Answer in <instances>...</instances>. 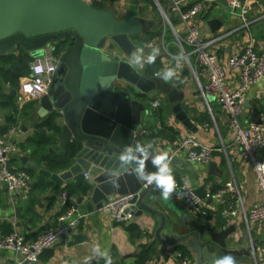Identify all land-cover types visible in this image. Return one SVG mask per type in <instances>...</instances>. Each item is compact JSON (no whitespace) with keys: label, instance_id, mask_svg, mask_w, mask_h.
<instances>
[{"label":"crops","instance_id":"obj_1","mask_svg":"<svg viewBox=\"0 0 264 264\" xmlns=\"http://www.w3.org/2000/svg\"><path fill=\"white\" fill-rule=\"evenodd\" d=\"M86 1L94 7L111 10L117 20L136 17L147 21L151 28L162 25L164 33L169 28L175 37L162 12L164 10L166 13H171L172 0ZM196 1L189 2L191 4ZM204 2L202 25L211 18L223 21L221 29L216 32L211 30L209 36L215 39L213 49L222 54L225 60L232 53L250 44L256 51L260 52L264 49V0L252 2L247 22L241 18L239 11L229 5L226 6L217 0H204ZM172 19L177 20L176 24L173 23L177 32L184 33L186 24L175 14ZM164 33L161 38L144 44L159 47V55L156 58L161 59L165 69L168 67L176 69V77L168 83L176 89L177 94L172 96L171 92L155 91L151 93L153 98L150 101L138 96L149 111L147 114L143 113L144 129L151 132L154 138L159 139L164 150L177 156L178 162L172 167L176 182H185L195 190L203 188L206 197L210 196L206 201L209 205L212 202H208L211 196L235 177L242 188L245 207L250 209L264 201V194L258 186L255 170L243 159L240 148L234 144L229 115L214 98L209 99L212 112L209 110L208 102L201 96L190 67L179 54L170 51ZM133 41L135 44L140 43ZM20 49V47L16 48L10 54H19ZM116 52L119 51L116 49ZM144 59L146 61L147 56ZM146 65L147 63L143 68L136 65L135 67L139 72L145 73ZM225 67L229 84L234 87L238 73L231 69L226 61ZM25 76L20 77L18 88ZM0 83L2 86L0 134L3 135L2 127L9 125L4 136L18 146L17 151L11 156V165L16 170H23L30 175L29 186L15 195H11L7 187L0 182V229L6 234L17 231L28 240L36 239L48 228L60 223L59 217L63 212L60 204L61 193L63 191L69 193L67 184L74 182L78 177L56 189L53 181L41 172L42 169L49 170L47 162L41 159L42 156L62 157L59 152L65 148L55 141L57 135L55 129L39 127L49 118H37L36 114L40 108L39 99L20 107L17 103L18 88L11 87L1 73ZM14 89L15 94H13ZM247 99L250 107H245L242 122L247 124L251 120H256L264 123V80L249 88ZM155 100L161 102L156 109L152 106ZM174 100L181 101L182 109L192 123V129L186 127L176 117L172 105ZM161 116L166 125L173 128L176 133L168 131L158 133L162 130ZM13 127L17 128L15 133L11 132ZM186 137H192L202 145L214 146L221 150H217L207 163L191 161L186 149L182 152L178 151L181 140ZM47 140L51 141L48 145L45 142ZM261 156L264 159V149ZM79 177L88 181L86 174ZM151 195L150 193L146 197L148 203ZM70 196L80 206L82 212L88 213L87 216L69 239L47 250L35 264H84L85 257L89 256L94 257L90 264H105L103 258L92 252L95 245H99L102 251L107 250L114 264H175L179 256L189 258L193 264L195 253L191 249L168 242L175 231L185 233L187 225L194 223L195 218L198 217L188 208L185 200L177 199L175 194L165 201L159 193V202L155 207L159 214L146 218L138 217L136 222L133 217L131 222L123 224L115 222L111 214L105 210L87 211L85 205L78 202L80 194ZM18 207L22 208L20 216L16 213ZM218 214H220L219 220L217 218L216 222L212 223L217 224L218 230L235 226V231L229 235L234 241H228V247L240 252L241 256H238L237 260L242 264H264V224L248 225L242 213L235 217L224 215L221 211ZM143 222L145 225L142 224ZM130 227L132 231L129 230ZM187 245L189 246V243ZM176 252H179L178 255ZM0 264H19V259L11 252L0 250Z\"/></svg>","mask_w":264,"mask_h":264},{"label":"water","instance_id":"obj_2","mask_svg":"<svg viewBox=\"0 0 264 264\" xmlns=\"http://www.w3.org/2000/svg\"><path fill=\"white\" fill-rule=\"evenodd\" d=\"M217 1L229 5L227 0ZM204 12L205 9L198 13L199 20ZM167 17L171 20L173 14L167 13ZM206 24L216 32L223 26V21L211 18ZM150 30L151 25L143 19L117 20L111 10L94 7L86 0H0V57L20 47L31 58H42L44 48L51 43H55V50L59 42L64 45L60 71L48 93L39 99L36 116L52 119L57 133L55 141L65 148L59 154L66 156L69 153L70 163L55 172L45 169L41 172L53 181L56 189L86 174L89 188L80 194L78 202L89 212L102 210L104 202L112 195L140 191L137 204L125 210L126 214H133L135 222L138 217L160 213L155 210L160 192L136 178L135 162L120 168L118 157L125 146L139 142L150 148H146L149 154L146 171H156L151 156L166 150L159 139L144 129L143 113L149 111L139 98L150 101L151 93L155 91L171 92L172 96L177 94L176 89L158 75L139 72L130 63L137 48L144 49V57L153 48L160 51L157 46L133 41L132 37L140 34H143L142 40H147ZM172 105L176 117L192 129L181 101L174 100ZM245 107H250L248 99ZM8 128L9 125L2 127L3 135ZM167 152L173 167L178 158ZM113 170L119 171L118 177L110 176ZM195 191L201 198H206L203 188ZM150 193L148 203L146 197ZM211 201L210 198L208 202ZM21 211V207L16 208L17 216ZM198 217L187 225L185 233L175 231L168 242L191 249L195 253L193 264H211L213 258L226 254L234 256L237 264H242L237 260L240 252L228 247V241H234L229 235L235 231V226L218 230L217 224ZM172 228L175 229L173 225ZM24 264L35 263L27 260Z\"/></svg>","mask_w":264,"mask_h":264},{"label":"built area","instance_id":"obj_3","mask_svg":"<svg viewBox=\"0 0 264 264\" xmlns=\"http://www.w3.org/2000/svg\"><path fill=\"white\" fill-rule=\"evenodd\" d=\"M190 0H172L171 13L177 15L186 24V31L179 33L173 26L172 20L162 10L168 25L174 32V43L178 46L180 56L191 69L192 75L198 84L201 96L208 102L209 110L212 108L209 99L214 98L229 115L230 125L234 133V144L241 150L245 161L255 170L258 162H264L261 156L264 149V123L251 120L247 124L242 122L245 110L246 94L250 87L264 80V49L256 51L252 44L244 49L232 53L227 60L213 49L215 39L209 36L210 27L202 25L197 18L199 12L205 9L204 0H197L190 5ZM232 9L239 11L241 18L247 22V16L254 0H227ZM225 61L228 66L238 73L234 87L229 84ZM61 56L56 53L55 43L44 48L42 58H32L30 62L31 73L22 78L17 90V103L23 107L27 102L38 100L48 93L57 72ZM157 75V74H156ZM161 102H152L153 108H158ZM16 127L11 129L12 133ZM18 146L10 138L0 134V182L3 183L11 195H15L30 184V175L23 170H16L11 165V156ZM187 150L188 158L195 162H209L213 154L221 148L198 143L192 137L181 140L178 151ZM258 186L264 194V173L256 170ZM86 177H88L86 175ZM177 191L184 193V200L188 208L199 217L214 223L218 213L235 217L242 213L245 221L250 224H264V201L247 209L243 200L242 188L234 177L224 187L217 190L208 205L185 182H176ZM140 191L115 194L109 197L102 210L109 212L112 219L119 223H129L133 220L132 213L125 210L137 204ZM63 212L59 217L60 223L50 227L36 239L28 240L23 234L14 231L6 234L0 229V250L13 253L19 259V264L25 261L37 263L40 257L49 249L70 238L72 233L79 229L82 220L88 213L81 211L80 206L73 201L67 191L60 197ZM175 264H191L189 258L179 256Z\"/></svg>","mask_w":264,"mask_h":264},{"label":"clouds","instance_id":"obj_4","mask_svg":"<svg viewBox=\"0 0 264 264\" xmlns=\"http://www.w3.org/2000/svg\"><path fill=\"white\" fill-rule=\"evenodd\" d=\"M144 49L137 48L133 51L130 59V63L140 68H143L145 63L153 64L155 63L156 57L159 55V50L153 48L152 51L147 55L145 61ZM177 66H179V61H177ZM163 81L168 82L176 77V69L173 67H168L164 69L161 73L157 74ZM146 146L141 145L139 142H136L134 145H127L120 153L119 167L126 168L133 165L134 174L139 181L145 182L147 185L154 186L162 196V198L167 201L173 194L176 195L177 199H183L184 193L177 192V185L175 181V176L173 168L171 167V159L167 151L156 152L151 156V163L155 166V172L146 171V163L149 160V154L146 151ZM150 149V148H149ZM255 170L258 173H264V162H258L255 166ZM111 177H118L119 171L113 170L110 173ZM92 252L97 254L100 258L105 260V264H112V257L107 250H101L99 245H95L92 248ZM93 256L85 257L84 264H90ZM211 264H237L236 258L230 254H226L219 258H213Z\"/></svg>","mask_w":264,"mask_h":264},{"label":"trees","instance_id":"obj_5","mask_svg":"<svg viewBox=\"0 0 264 264\" xmlns=\"http://www.w3.org/2000/svg\"><path fill=\"white\" fill-rule=\"evenodd\" d=\"M195 2L191 3L190 5L194 4ZM172 22L174 24L177 23L176 19H172ZM163 27L162 25H157L149 31L147 34V40H142V36H139V42L144 43H150L153 42L156 38H161L163 36ZM165 41L169 43L170 51L174 54H181L178 46L174 43V37L169 28L165 30L164 33ZM64 50V45L62 42H59L57 45L56 53L58 55L61 54V51ZM31 56L26 53L24 50L20 49L19 54H8L5 56H2L0 58V73L3 76V78L8 81L11 84V87L18 88L19 85V79L23 75H27L30 72V62H31ZM12 67V68H11ZM165 68L163 67V63L160 58H156L155 63L153 64H147L145 68V73L154 76L158 73H161ZM161 122H162V130L158 133L162 132H173L176 133L173 128L166 125L164 122L163 117L161 116ZM55 129L53 125L52 119L49 117L46 119L45 122L39 125V127H44ZM46 145L50 144L51 141L47 140L45 141ZM45 144H43V147ZM42 160L46 161L49 167V170L51 171H58L60 169L66 168L70 163V154L68 153L66 156L62 157H52V156H42ZM89 188V185L87 181H85L82 177H78L74 182L67 184V189L69 191V194L74 196L77 194L85 193ZM220 218V214L218 215V220ZM129 230L132 231V227L129 228Z\"/></svg>","mask_w":264,"mask_h":264},{"label":"rangeland","instance_id":"obj_6","mask_svg":"<svg viewBox=\"0 0 264 264\" xmlns=\"http://www.w3.org/2000/svg\"><path fill=\"white\" fill-rule=\"evenodd\" d=\"M95 5H98V4H95ZM132 38H133V40H135V41H139V36H138V35H134Z\"/></svg>","mask_w":264,"mask_h":264},{"label":"flooded vegetation","instance_id":"obj_7","mask_svg":"<svg viewBox=\"0 0 264 264\" xmlns=\"http://www.w3.org/2000/svg\"><path fill=\"white\" fill-rule=\"evenodd\" d=\"M60 66H61V62L59 63V66H58V69H57V72H56L55 76L59 73V71H60ZM54 78H55V77H54Z\"/></svg>","mask_w":264,"mask_h":264}]
</instances>
